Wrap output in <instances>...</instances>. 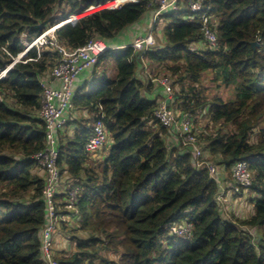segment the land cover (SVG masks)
<instances>
[{
  "label": "trees",
  "instance_id": "obj_1",
  "mask_svg": "<svg viewBox=\"0 0 264 264\" xmlns=\"http://www.w3.org/2000/svg\"><path fill=\"white\" fill-rule=\"evenodd\" d=\"M115 1L0 0V70L12 66L0 80V264H46L44 176L31 158L45 147L39 82L57 54L43 48L37 57L33 48L13 64L23 51L20 38L30 41L70 16ZM154 1L113 4L67 21L56 31L57 40L70 50L92 38L112 47L123 30L158 8ZM189 1L176 0L175 8L158 16L152 47L135 51L131 42L98 58L94 68L114 59L113 79L102 75L84 94L74 93L75 109L92 113V122L102 108L107 144L92 167L84 151L92 123L81 125L72 138L61 140L63 131L57 136L60 187L77 186L80 194L68 212L67 191L59 188L55 211L69 218L66 223L77 219L71 232L85 236H72L69 226L58 228L74 250L53 255L56 264H264V0H201L193 13ZM203 16L211 20L215 46L204 37ZM157 30L161 37H155ZM145 64L167 74L147 73V83L140 82L136 73ZM207 75L222 92L203 96ZM150 78L173 81L169 108L176 125L170 128L154 118L158 102L143 96L160 87ZM174 83L179 92L173 93ZM205 110L215 132L198 134L193 128L195 148L183 145L181 121ZM171 135L175 142L167 140ZM239 161L248 163L252 178L249 188L235 194L250 193L252 212L244 220L220 215L216 201L217 170L231 190V169ZM208 165L215 168L211 177ZM179 229L186 232L178 236ZM105 253L119 255L118 261Z\"/></svg>",
  "mask_w": 264,
  "mask_h": 264
},
{
  "label": "built area",
  "instance_id": "obj_2",
  "mask_svg": "<svg viewBox=\"0 0 264 264\" xmlns=\"http://www.w3.org/2000/svg\"><path fill=\"white\" fill-rule=\"evenodd\" d=\"M115 1L114 8L126 2L134 3L135 0H129L119 3ZM158 6L152 12L151 26L145 37L135 39L129 46L135 51H144L155 44L152 34V29L158 20V16L168 9L175 8L176 0H155ZM201 0H191L188 3L190 12H196L201 7ZM108 4L91 7L84 14L90 13ZM82 16V15H81ZM81 16H70L62 20L59 24L52 26L42 35L30 41L22 43L23 51L16 57L12 58L13 64L22 61L31 49L36 50L37 57L40 56V51L43 48L52 49L57 54V60L48 74V80L41 79L39 85L42 89L41 104L39 116L44 124L45 129V147L40 152L32 156V161L44 173V188L42 190V198L45 202L46 223L41 232V254L46 264H56L53 261L51 253L52 235L57 231V227L61 222H66L69 219L67 216L58 215L55 211L54 196L60 188L59 173L56 167L58 158L57 136L63 131L67 122V114L73 109L74 83L81 72L93 68L98 61V58L106 52L122 50L125 46L115 47L109 46L100 39L92 38L84 46L77 49H67L59 44L56 36V31L67 21L75 23ZM209 17H202V26L204 37L211 46H215L216 37L210 30L212 23ZM21 37H26L22 35ZM21 39V38H20ZM24 61L23 63L27 62ZM12 66H6L0 70V80L5 78L7 70ZM151 79V78H150ZM157 82L166 94L168 100L171 99V83L167 78L159 80L151 79ZM56 85H58L56 87ZM154 118L164 128H170L176 125V113L171 110L165 102L159 103L154 111ZM193 120L185 117L180 123V135L183 145H196L197 139L193 133ZM107 144V129L103 121L102 108H99V113L91 124V132L85 142L84 151L87 154L94 155L101 151ZM195 148V147H194ZM195 156L200 157L199 150H195ZM203 164L197 161V166ZM209 176L215 174V168L211 165L207 166ZM232 191L238 193L241 189H247L251 186L252 178L246 161L237 162L231 169ZM80 194V189L77 186H72L67 192L66 211L70 212L74 209L77 198ZM185 233L186 231L183 230Z\"/></svg>",
  "mask_w": 264,
  "mask_h": 264
},
{
  "label": "rangeland",
  "instance_id": "obj_3",
  "mask_svg": "<svg viewBox=\"0 0 264 264\" xmlns=\"http://www.w3.org/2000/svg\"><path fill=\"white\" fill-rule=\"evenodd\" d=\"M127 1H129V0H127ZM114 3L115 2L109 3L105 7H107L109 5H113ZM56 14H57L56 19L60 18V14L59 13H56ZM82 16L84 17V15H82ZM151 20H152V18H151ZM57 24H59V23H57ZM150 26H151V23H150ZM150 26L148 28V31L150 29ZM157 34H161L159 32V30H157V32H155V37H156ZM145 36L146 35L140 36V37L142 38V37H145ZM20 40H21V43H23V42L26 41V39L24 37H21ZM111 64L113 65L114 71H115L114 59H112ZM109 66H111V65H109ZM146 71H147V73L150 74V77L151 78H154V77L156 78L157 77V76H155L156 74L158 76H159V74H160V76L167 74V73H165V71H163V72L162 71H160V72L157 71V69L155 67H152V66H151V68L149 67V70H146ZM137 73L139 74V71H137ZM112 77L113 76H111L110 78H112ZM175 77H177V76H175ZM135 78L137 80L141 81V78L139 76L136 75ZM212 78L213 77L211 75H207L206 77L203 78L202 86H200V88H201L200 90L203 89V91H204L203 92V96L206 95V94L208 96V93L209 94H212V93H215V92H217V93L218 92H222V90L219 87H216L217 86V83L216 82L210 83V80ZM174 81H175V79H174ZM172 82L173 81L171 80V83ZM174 85L175 86H173V89H172L173 90V93L175 91L179 92V89H180L179 86H177L175 83H174ZM160 87H155V88L156 89H162V87L161 88ZM153 90H154V88H153ZM143 96L147 100H149V101H153L154 100V95H146V93H144ZM171 96H172V93H171ZM168 107H169V105H168ZM205 115H206V110L203 111V113L199 117L193 119V128H194L195 132H198V134L200 133V131L204 132V134H205V132L207 134H212L216 130V127H214V126H212L210 124V120ZM263 126H264V122H263ZM104 149H105V147H104ZM217 172L219 174H221V175L223 174V172L221 170H219V169L217 170ZM224 178H225V175L223 174V179ZM229 180L231 181V179H229ZM229 180H226V181H229ZM222 183H224L222 185L224 190L220 192L219 196L216 199V201L218 202L219 209H220V211H219L220 215H222L225 218H229L232 215V216H234L238 220H240V219L241 220H244V219L248 218L250 216L251 212H252V210H251V207L252 206L249 203V197H250L249 191H244V192H242L241 195H235L236 193H234L232 190L225 189L226 188V185H225V181L224 180H223ZM62 186L63 185H62V182H61L60 189L64 190L65 193H66V191L68 192L70 190V188H68V189L65 190L64 188H62ZM228 188H231L230 185H229ZM76 220H73V221L75 222ZM68 221H69V219H66V222H68ZM66 222H65V224L63 226L58 225L57 229L60 228V227H65V226L67 227V226H69V228H67V230L70 233L71 230H72L71 228H73L72 226H74V222H72V221L70 223H66ZM64 233L65 232H63V231H58L57 233H55L54 235H52V238L54 239V241H52L51 253H52V250L55 251V249H57L56 250L57 252H58V250L59 251L62 250L61 252H67V253L68 252H73V250H74V243L72 242V239L70 237L66 236ZM183 233L184 232H183L182 229H179V230L176 231V234L178 236H182ZM72 236H78V237L83 238L85 236V234L82 233V232H78V233L75 232V233H72ZM74 238H76V237H74ZM105 254L104 255L108 258L109 261H112V262H115V263L118 261L119 255H115V254H111V253H105Z\"/></svg>",
  "mask_w": 264,
  "mask_h": 264
},
{
  "label": "crops",
  "instance_id": "obj_4",
  "mask_svg": "<svg viewBox=\"0 0 264 264\" xmlns=\"http://www.w3.org/2000/svg\"><path fill=\"white\" fill-rule=\"evenodd\" d=\"M151 18H152V12L146 13L137 23H135L134 25L130 26L129 28L123 30L115 38L112 45L115 47L127 46L131 42H133L136 38L146 35V33L148 32V28L150 26V23H151ZM161 34H158V37H161ZM153 36H154V33H153ZM111 61H112V59L106 60L103 65H98L95 68L93 67V68H90V69H87V70L81 72L80 75L75 80L74 93L80 92L81 94H84L86 91L89 90L90 86L92 84H94L102 75H106L109 78L111 76L115 77L116 71H114V67L111 64ZM109 65H111V66H109ZM145 66L147 68L144 67V69L145 68L146 69L143 70L142 66H141V68L139 69V74L136 73V75L141 78L140 82L147 83V72H146V70H149L150 66H148L146 64H145ZM48 74L43 77V79L45 81L48 80L47 79ZM149 75L150 74L148 73V76ZM57 86L58 85H56V87ZM153 92L154 93L152 95H154V100H156L158 102V104L165 101L166 94L164 93L163 88L162 89H155V90H153ZM91 118H92V113H89L85 109H75V107H73V109L67 114V118H66L67 122L64 126V129L62 132L63 136L61 135V137H62L61 140H63L64 137L65 138L66 137L72 138L74 136L75 132L79 129V127L81 125H85V124L89 125L90 123H92ZM167 140L170 142H175L177 139L175 138V135H171L170 137H168ZM104 154H105L104 148L94 155L89 154L90 157H88V159H87V165L94 167L99 162V160H101V158L103 157ZM37 173L42 177L44 175V173L38 168H37ZM219 179L221 180V181H219V183L221 184V191H223L224 190L223 186H222L224 184V183H222L224 180L223 175H220ZM225 185H226L225 189H228L230 183L225 182ZM56 233H57V231H56ZM52 241H54L53 238H52ZM56 250L57 249H55V251L52 250L53 255H57V254H59L58 252L62 251V250L61 251L58 250V252H57Z\"/></svg>",
  "mask_w": 264,
  "mask_h": 264
},
{
  "label": "water",
  "instance_id": "obj_5",
  "mask_svg": "<svg viewBox=\"0 0 264 264\" xmlns=\"http://www.w3.org/2000/svg\"><path fill=\"white\" fill-rule=\"evenodd\" d=\"M252 46H255V44L253 43ZM168 103H169V100L167 99V100L165 101V104H168Z\"/></svg>",
  "mask_w": 264,
  "mask_h": 264
},
{
  "label": "clouds",
  "instance_id": "obj_6",
  "mask_svg": "<svg viewBox=\"0 0 264 264\" xmlns=\"http://www.w3.org/2000/svg\"><path fill=\"white\" fill-rule=\"evenodd\" d=\"M66 19H67V18H66ZM69 23H70V22H69ZM61 27H62V26H61ZM166 100H167V98L165 99V101H166ZM165 101H164V102H165ZM169 102H170V100H169ZM166 105L168 106V105H169V103H168V104H166ZM38 169H39V168H38Z\"/></svg>",
  "mask_w": 264,
  "mask_h": 264
},
{
  "label": "flooded vegetation",
  "instance_id": "obj_7",
  "mask_svg": "<svg viewBox=\"0 0 264 264\" xmlns=\"http://www.w3.org/2000/svg\"><path fill=\"white\" fill-rule=\"evenodd\" d=\"M83 15H86V14H83Z\"/></svg>",
  "mask_w": 264,
  "mask_h": 264
}]
</instances>
